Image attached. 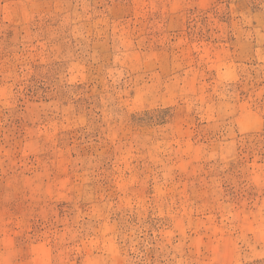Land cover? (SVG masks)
I'll use <instances>...</instances> for the list:
<instances>
[{
	"label": "rangeland",
	"instance_id": "obj_1",
	"mask_svg": "<svg viewBox=\"0 0 264 264\" xmlns=\"http://www.w3.org/2000/svg\"><path fill=\"white\" fill-rule=\"evenodd\" d=\"M0 264H264V0H0Z\"/></svg>",
	"mask_w": 264,
	"mask_h": 264
}]
</instances>
